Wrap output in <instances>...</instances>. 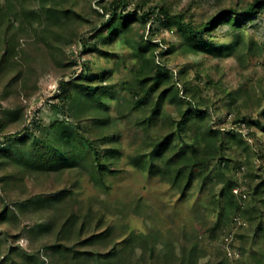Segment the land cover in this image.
I'll list each match as a JSON object with an SVG mask.
<instances>
[{
    "label": "rangeland",
    "instance_id": "1",
    "mask_svg": "<svg viewBox=\"0 0 264 264\" xmlns=\"http://www.w3.org/2000/svg\"><path fill=\"white\" fill-rule=\"evenodd\" d=\"M252 1L127 0L125 5L118 3L105 10L102 6L110 0H74L66 5L81 17H73L41 37L40 28L36 33L26 26L12 30L8 38H0V143L19 144L5 134L25 127L31 137L40 134L41 128L57 116L51 104L63 103L55 95L59 80L77 74L84 64L92 74L111 76L120 101L128 99L131 94L125 86L134 64L130 47L119 39L102 43V37L94 36V32L112 9L139 14L148 11L145 23L132 21L133 32L159 42L156 60L172 70L170 82L179 88L183 78L198 84L208 102L210 124L224 130L235 128L247 140L244 149L231 146L222 150L230 158L228 166L235 172V191L240 194L248 182L245 171L256 175L255 182L264 180V131L252 121L259 119L264 125V5L249 19L239 16L235 28L228 22L216 27L211 35L215 46L236 42L232 37L235 34L242 40L222 56L165 52L171 43L179 42L180 36L156 6L166 2L172 13H182L185 20L198 23L222 8L243 7ZM28 3L36 6L35 0ZM12 8V1L0 0V10L18 27ZM14 34L13 55L6 57L5 44ZM94 45L107 54H101ZM108 104L111 125L105 131L115 133L118 141L112 145L119 147L120 157L115 160L118 171L107 172L105 184L93 182L87 165L64 168L59 173H34L0 157V210L6 212V218L0 221V260L5 255L14 264H95L98 254L117 250L119 242L125 243L131 233L153 231L159 238L153 257L136 240L114 264H178L185 250L187 264H264V206L256 202L262 208L260 218L239 215L211 231L217 221L212 203L220 188L217 179L213 177L201 186L198 169L187 168V175L193 173L192 184L183 194L180 186L171 184L160 172L151 174L133 166L130 156L145 144L144 132L137 123L141 111L128 108L127 103L120 105L115 99ZM163 109L166 115L177 116L175 103L166 100ZM64 114L91 138L102 131L90 126L93 116L87 113L76 117L65 109ZM166 126L161 123L157 127L164 131ZM238 163L241 168L236 167ZM213 164L204 168L211 169ZM212 173L214 176L216 171ZM37 195L44 201L41 205L22 204ZM239 199L241 209L247 211L252 196L241 194ZM45 222L49 227L40 229L38 224ZM66 222L68 227H63ZM99 232L105 236L94 243L87 241ZM58 243L93 253L76 257L73 250L69 254L58 252L52 247Z\"/></svg>",
    "mask_w": 264,
    "mask_h": 264
},
{
    "label": "trees",
    "instance_id": "2",
    "mask_svg": "<svg viewBox=\"0 0 264 264\" xmlns=\"http://www.w3.org/2000/svg\"><path fill=\"white\" fill-rule=\"evenodd\" d=\"M10 1L13 2L12 12L19 26L16 27L14 23H10L0 10V38H8L9 32L12 30L14 32L15 29L20 30L22 26H26L35 33L40 28L39 36L41 37L45 32L59 28L73 17H81L72 6L66 5L74 0H35L36 6H29L28 1L30 0H5L6 3ZM126 2L127 0H110L107 6L102 7L107 10L118 3L125 5ZM263 5L264 0H253L243 7L222 8L208 20L196 23L185 20L182 13H172L168 4L163 2L156 7L166 23L175 27L180 36L179 42L171 43L165 52L180 50L188 53L204 52L214 56L227 55L231 48L241 43V38L235 34L232 37L236 42L226 46L221 44L215 46L211 41L213 31L222 22H228L232 28H235L239 16L242 19H249ZM148 15V11L139 14L134 10L125 11L115 8L94 32V36L102 37V43L119 39L130 47L134 64L130 69V77L125 86L131 94L128 99L124 102L120 101L116 92V84L109 80L111 76L103 72L92 74L88 65L84 64L77 74L71 75L68 79L62 77L59 80L55 95L60 96L63 103L61 105L56 102L51 104L57 113L56 118L42 127L40 134L32 137L27 127L5 134L7 138H15L19 144L0 143V157H5L19 168L34 173H59L64 168L76 169L87 165L90 168L89 173L93 182L105 184V174L114 173L119 169L116 167L115 160L120 157V150L117 145H112L118 140L114 132L105 131L111 125L108 103L111 99H115V102L120 105L127 103L128 108L141 111L137 123L144 132L145 144L130 156V163L133 166L147 170L151 174L160 172L171 184L180 186L183 194L192 184L193 173L187 175L185 173L187 168L198 169L201 186L213 177L220 183V188L212 199L213 206L217 210V221L211 231L214 232L222 221L231 222L232 218L239 215L251 219L260 218L262 208L256 202L264 206V180L255 182L256 175L245 171V178L248 182L245 183L246 187L240 190V194H237L235 188L238 182L235 172L228 166L230 158L222 154V150L227 147L246 148L247 140L235 128L224 130L210 124L208 102L201 95L198 84L183 78L181 79L182 88H179L170 82L173 75L172 70L156 60L159 42L133 32L132 21L145 23ZM12 37V41L8 40L5 44L6 57L13 55L15 49L17 38L15 34ZM42 40L47 42L44 37ZM94 48L101 54H107L98 46L94 45ZM166 100L176 104V117L166 115L163 109ZM65 109L73 111L76 117L79 113L93 116L90 126L102 131L95 139L91 138L87 132L80 129L79 124H74L69 120L64 114ZM252 121L264 131V125L259 119H252ZM161 123L167 124L164 131L157 127ZM102 144L109 145L103 148ZM211 162L214 163L213 168H204ZM236 167L241 168V163H238ZM213 170L216 171L214 176H212ZM241 194L252 196V203L247 207V211L241 209L242 203L239 199ZM29 202L39 205L44 203L39 195L32 196L22 204ZM5 218V210H0V221ZM66 223L63 227H68L69 222ZM260 225L258 228L261 227ZM38 226L44 229L48 228L49 224L45 222ZM104 236V232L95 233L89 236L87 241L94 243ZM136 240L153 257L159 242L158 234L153 231L131 233L125 239V243L119 242L120 246L117 250L104 254L97 253L99 258L95 264H114V260L117 258L118 261L122 253L131 248L130 245ZM62 246L58 243L52 247L58 252L68 254L73 250L69 246H63L62 249ZM186 251H183L178 264H187L185 263L188 255ZM73 253H76V257H85L93 251L73 250ZM192 254L193 248L189 250V257ZM4 263L14 264L12 260L8 261L5 255L0 260V264Z\"/></svg>",
    "mask_w": 264,
    "mask_h": 264
}]
</instances>
